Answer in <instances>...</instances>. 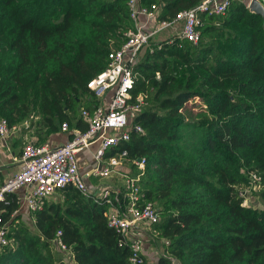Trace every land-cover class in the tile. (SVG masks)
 <instances>
[{
	"label": "trees",
	"instance_id": "trees-1",
	"mask_svg": "<svg viewBox=\"0 0 264 264\" xmlns=\"http://www.w3.org/2000/svg\"><path fill=\"white\" fill-rule=\"evenodd\" d=\"M160 1L158 21L199 2ZM127 2L0 0V120L11 127L35 111L39 143L63 123L85 131L79 110L96 105L87 83L133 29ZM263 25L234 0L223 15L202 16L196 44L176 38L155 44L134 67L133 95L147 96L134 119L143 134L131 132L106 158L126 150L129 159H146L140 184L161 216L154 230L169 241L146 264H264V210L242 206L239 195L256 173L264 204ZM74 28L82 30L68 40ZM59 196L33 215L32 225L14 214L19 206L10 196L9 245L0 250V264H130L128 247L107 226L105 203L72 186ZM57 232L70 260L59 254Z\"/></svg>",
	"mask_w": 264,
	"mask_h": 264
},
{
	"label": "built area",
	"instance_id": "built-area-1",
	"mask_svg": "<svg viewBox=\"0 0 264 264\" xmlns=\"http://www.w3.org/2000/svg\"><path fill=\"white\" fill-rule=\"evenodd\" d=\"M232 1L199 0L195 6L178 12L171 20L158 21L162 7L160 0L149 7L140 6L138 0H128L133 29L124 33V41L119 48L108 53L106 68L87 83V89L96 102L91 111L85 108L79 110V117L87 129H69L68 124L63 123L61 132L71 131L72 138L58 147L48 142L27 141L17 160L18 171L0 186V250L9 245L4 215L13 201L10 196L26 190L22 199L15 198L16 204H24L35 214L42 211L47 202L60 198L59 192L67 186H72L85 198L108 206L104 214L107 226L119 236V246L128 247L130 264H146L144 243L147 240L158 241L162 250L169 245V241L160 238L154 230L160 222V213L157 206L145 198L140 184L146 172V159H129L126 150L111 157L106 158V155L121 143L129 142L131 132L143 134V129L134 124V119L146 107L147 96L133 95L137 81L134 67L151 39L170 30L176 32V39L196 44L200 38L202 16L223 15ZM238 1L249 10L252 0ZM152 51L149 49V52ZM17 125L10 127L6 120H0V145L17 130ZM25 127L27 129L28 125ZM94 142L99 143L93 153L96 166L84 176L80 171L78 155ZM89 176L101 181L116 177L121 185L111 188L101 183L90 189L85 181ZM248 180L249 185L239 190L244 199L242 206L245 207L250 206L247 205V192L255 188L260 190L261 186V178L256 173H249ZM59 237L60 232H57L56 247L66 255V260H70L69 252Z\"/></svg>",
	"mask_w": 264,
	"mask_h": 264
},
{
	"label": "crops",
	"instance_id": "crops-1",
	"mask_svg": "<svg viewBox=\"0 0 264 264\" xmlns=\"http://www.w3.org/2000/svg\"><path fill=\"white\" fill-rule=\"evenodd\" d=\"M158 17V16H157ZM26 130V127H21L19 124L17 125V130H15V132L9 137V139L2 145H0V186L3 184V182L8 179L10 176H12L13 174H15L18 171V158L20 156L21 150L23 145L27 142V141H36V143H39L40 140L37 139V137H30L28 138V136L24 133V131ZM69 134H71V131L64 133V132H58L55 134H51L49 135L44 142H48L50 143L53 147H58L63 145L65 142L68 141L69 139ZM42 142V143H44ZM95 146V149L98 147L99 143L98 142H94L92 143L89 148L82 152L81 154L78 155V159H79V163H80V171L82 174L90 171L94 166H96L94 159H93V153L91 150V146ZM90 156L92 157V162H89L88 159L90 158ZM84 172V173H83ZM94 178V177H93ZM96 179V178H94ZM97 181H99L98 179H96ZM86 184L88 185V187L90 189H93L94 187H96V184H92L89 182V180L87 178H85ZM102 183L105 186L111 187V188H116L118 186L121 185L120 179L118 178H111V179H107L102 181ZM100 184V183H99ZM26 190H20L18 191L14 196V198H23V196L25 195ZM54 201V200H53ZM53 201H49L47 202H53ZM46 204V205H47ZM22 208V209H21ZM20 213L22 215V218L25 217V214L30 217L31 222L33 223V213H31L24 204L19 206L18 209V215L20 216ZM21 219V218H20ZM149 241V240H147ZM155 244H159L160 243L158 241H154V240H150ZM151 248V247H150ZM64 255V257H66V255L64 253H62ZM152 254V250L148 252V254H145V260L148 263H154L158 256L156 257L155 255L153 256ZM147 257L149 260H147Z\"/></svg>",
	"mask_w": 264,
	"mask_h": 264
},
{
	"label": "rangeland",
	"instance_id": "rangeland-1",
	"mask_svg": "<svg viewBox=\"0 0 264 264\" xmlns=\"http://www.w3.org/2000/svg\"><path fill=\"white\" fill-rule=\"evenodd\" d=\"M154 24H156V21H155ZM80 30H82V29L81 28H74L70 32V34L68 36V40H73L74 41L77 38V36L80 34ZM175 38H176V32H174V31L167 30V31L159 33L157 36H155L154 38L151 39L149 46L147 48L143 49V51L141 52L139 57H141L144 54V52L147 51V49L152 48L153 45H155V44L158 45V44L163 43V42H171ZM82 100H84L83 97H82ZM189 105H191V107H194V110L196 111V110H198L200 102L198 100H194L192 102V104H189ZM39 122L40 121H39V118H38L36 112L32 111L24 120L20 121L19 125L21 127H25V125H28V128L24 131V133L28 136V138L37 137V132L40 129V123ZM42 136L43 135H41V138H42ZM95 150H96L95 146L94 145L91 146L90 152L92 151V153H94ZM91 160H92V157L90 156L88 161L92 162ZM126 166L129 167V168L131 167L129 164H127ZM130 170H132V173L135 174V172L133 171L132 167L130 168ZM87 179L92 184H96L97 185L99 183L100 184L102 183L101 180L97 181L92 176H89ZM259 193H260V190L258 188H255L250 193L247 192V194H246L247 205H251V206H253L255 208L264 210V204L260 200ZM58 200H59V198L55 197L54 201H58ZM17 213H18V211L16 212L15 215H18ZM30 217L31 216L27 217V215L25 214V217L22 218V215L20 213L21 222H23L24 224L32 225ZM160 219H161V216H160ZM151 250H152V253H154L152 255L153 256L155 255L156 257L158 255H160L162 253V251H163L159 244H155V243H153L150 240L146 241L144 243V252H145V254L147 255L148 252L151 251ZM59 254H61V257L64 256L62 253H59ZM147 260H149L148 257H147Z\"/></svg>",
	"mask_w": 264,
	"mask_h": 264
},
{
	"label": "water",
	"instance_id": "water-1",
	"mask_svg": "<svg viewBox=\"0 0 264 264\" xmlns=\"http://www.w3.org/2000/svg\"><path fill=\"white\" fill-rule=\"evenodd\" d=\"M249 11L254 14L260 15L263 19V24H264V6L258 0L251 1L249 5ZM172 264H181V263L177 259H174L172 261Z\"/></svg>",
	"mask_w": 264,
	"mask_h": 264
}]
</instances>
